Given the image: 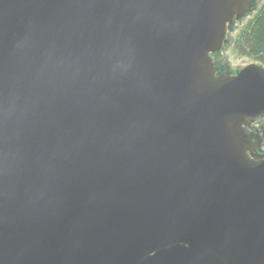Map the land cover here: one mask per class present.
I'll list each match as a JSON object with an SVG mask.
<instances>
[{
	"label": "water",
	"instance_id": "1",
	"mask_svg": "<svg viewBox=\"0 0 264 264\" xmlns=\"http://www.w3.org/2000/svg\"><path fill=\"white\" fill-rule=\"evenodd\" d=\"M252 5L0 0V264H264Z\"/></svg>",
	"mask_w": 264,
	"mask_h": 264
},
{
	"label": "trees",
	"instance_id": "2",
	"mask_svg": "<svg viewBox=\"0 0 264 264\" xmlns=\"http://www.w3.org/2000/svg\"><path fill=\"white\" fill-rule=\"evenodd\" d=\"M256 2L257 0H253L252 9L244 18L234 20L228 25L227 40L223 49L230 48L237 56L251 59L264 66V3L258 5ZM247 17L249 19L243 23Z\"/></svg>",
	"mask_w": 264,
	"mask_h": 264
},
{
	"label": "rangeland",
	"instance_id": "3",
	"mask_svg": "<svg viewBox=\"0 0 264 264\" xmlns=\"http://www.w3.org/2000/svg\"><path fill=\"white\" fill-rule=\"evenodd\" d=\"M256 3L259 5L260 3H264V0H257ZM248 19H249V17L245 18L242 22L244 23ZM242 22L240 23V25L242 24ZM215 54L216 53H214L212 55L215 56ZM217 54H219V55L215 56L216 61H214V62H216L215 64L218 67L219 71H224V69H226V67H227V69L236 73L242 67H244L250 63H256L251 59L237 56L230 48H225V49L222 48V50L217 52ZM218 60H219V62H218ZM217 62L219 63V65ZM235 73H233V74H235ZM251 126L264 129V116H259V117L255 118L254 123L252 122L250 124V126H248V127H251ZM263 141H264V139H263ZM263 151H264V142H262V144H260V147H259V152L263 153Z\"/></svg>",
	"mask_w": 264,
	"mask_h": 264
},
{
	"label": "flooded vegetation",
	"instance_id": "4",
	"mask_svg": "<svg viewBox=\"0 0 264 264\" xmlns=\"http://www.w3.org/2000/svg\"><path fill=\"white\" fill-rule=\"evenodd\" d=\"M213 59H214V61H216L215 59V57H213ZM216 63V62H215ZM226 69H224V71H225ZM220 72H223V71H219L218 70V73H220ZM231 73L233 74V73H235V72H232L231 71ZM253 123H254V121H253ZM246 131L248 132V133H254V134H259L260 135V137H261V144H262V142H264L263 141V137H264V130L262 129V128H256V127H253V126H251V127H246Z\"/></svg>",
	"mask_w": 264,
	"mask_h": 264
}]
</instances>
